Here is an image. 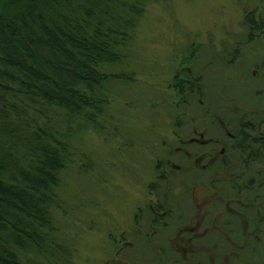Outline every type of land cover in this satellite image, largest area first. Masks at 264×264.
<instances>
[{
  "label": "rangeland",
  "instance_id": "374dc122",
  "mask_svg": "<svg viewBox=\"0 0 264 264\" xmlns=\"http://www.w3.org/2000/svg\"><path fill=\"white\" fill-rule=\"evenodd\" d=\"M252 15L256 27L250 29L246 18ZM129 57L124 65L110 68L119 79L108 86L111 102L102 130L80 135L73 164L62 176L60 205L53 216L62 240L76 250V264H165L156 245L144 241L156 231L150 204L175 210L167 221L171 237L191 220L195 207L214 197L210 187H228L236 195L234 187L256 182L250 196L258 198L257 208L223 194L244 203L246 218L264 216V163L253 165L240 179L244 169L238 155L224 145L230 143L225 126L233 132L244 116L263 121L264 133V0H158L148 7ZM188 70L203 91L180 105L174 87ZM205 130L201 141L224 144L190 146ZM222 148L228 150V165L216 160L202 172V165L208 166ZM208 150L215 152L197 163ZM201 188L209 195L202 197ZM215 240L213 236L207 245ZM132 243L139 249H132ZM244 245L246 250L259 246L262 255L245 251L244 258L230 256L226 264H264V242ZM183 258L174 256L169 264H181Z\"/></svg>",
  "mask_w": 264,
  "mask_h": 264
},
{
  "label": "trees",
  "instance_id": "16d2710c",
  "mask_svg": "<svg viewBox=\"0 0 264 264\" xmlns=\"http://www.w3.org/2000/svg\"><path fill=\"white\" fill-rule=\"evenodd\" d=\"M157 1L0 0V264H76L53 216L62 176L80 135L102 130L110 68L130 58ZM184 71L180 105L203 91ZM259 121L244 116L231 133L253 140Z\"/></svg>",
  "mask_w": 264,
  "mask_h": 264
},
{
  "label": "flooded vegetation",
  "instance_id": "af4514ba",
  "mask_svg": "<svg viewBox=\"0 0 264 264\" xmlns=\"http://www.w3.org/2000/svg\"><path fill=\"white\" fill-rule=\"evenodd\" d=\"M257 124L260 127V133H256L255 136L257 138H254L253 140L250 138L252 134L248 132H246V139L239 140L234 134L229 132L225 126L226 138L230 140V143L224 144L221 141L214 139H210L206 143L201 141L206 137L207 130H205L203 133H199L200 140L192 139L189 142V145L215 147L224 144L230 152H234L238 155L240 166L244 169L243 173H241L240 176L238 175L241 179V177L250 174L249 169H251L253 165H262L260 162L264 163V133H261V126L263 123ZM194 133L197 134L196 130ZM182 144L183 146L186 145L184 142H182ZM226 148H222L220 155L214 157L212 161L210 160L208 166L202 165L201 171L204 173L208 172L210 168L216 164V160L220 159V161H224L226 165H228L229 162L226 158L228 150H226ZM206 152L207 153L198 157L197 163H205L209 156H211V153L215 152V150H208ZM185 153L189 160H194V157L190 153ZM235 162L236 158L232 157L230 165L233 166ZM225 163L222 162V165H225ZM198 169L200 170V168ZM218 175L220 176L221 173H218ZM256 184V182L251 180L248 186L234 187L236 195L230 193L231 191L228 190V187L222 186L219 189L216 187H210L211 190H215L214 197H211L210 200L209 197H207L209 201L203 202V206L195 207V213L191 216V220L176 227L175 233L171 237H167V234L170 232V223L167 221L168 219L169 222L171 221L170 217L175 210L171 209V207L169 208L166 204H160V202L150 204L148 211L150 214L152 213L153 217L151 226L156 227V231L153 232L152 235L146 234L144 241H148L150 246L153 244L156 245V252L159 253L158 255L164 256L162 258L164 259L165 264H169L174 260V256L175 259L180 258V255L182 254L184 258L182 259L181 264H216L217 261L220 264H226V260L230 256H242L244 258L245 251H247L248 255L251 254V256L256 255V253L261 254L259 246H257V248L255 247L256 249L246 250L244 244L250 241L260 244L264 242V216L258 219L253 217L254 214L250 218H246L242 215L244 213L243 211H246L244 203L243 205L238 204V202L228 200L231 199L230 197H224L225 195H235L246 201L251 208L253 204H255L257 208V206L259 207L256 203L258 198L250 196V193ZM198 192L202 197L204 195H209L206 188H201ZM223 193H225V195ZM166 208L167 212L165 210ZM256 216L258 217V214ZM161 230H163V232ZM213 236L216 237L215 242H213L212 245H207V241ZM165 238H167L168 241L165 240ZM247 238L248 241L246 242ZM160 239H162L163 246L160 245ZM138 245L139 244L132 243L131 248L135 249L138 247L139 249L140 245ZM215 245H218V248L220 249L219 252L215 251L217 249ZM221 260L223 261L221 262Z\"/></svg>",
  "mask_w": 264,
  "mask_h": 264
}]
</instances>
